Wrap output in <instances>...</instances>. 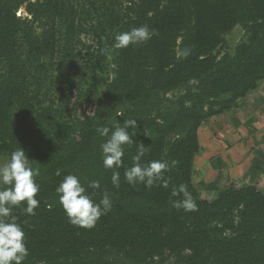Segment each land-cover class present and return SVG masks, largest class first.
Instances as JSON below:
<instances>
[{"label":"trees","instance_id":"1","mask_svg":"<svg viewBox=\"0 0 264 264\" xmlns=\"http://www.w3.org/2000/svg\"><path fill=\"white\" fill-rule=\"evenodd\" d=\"M83 2L85 14L74 0H0V157L21 147L40 169L36 215L13 209L29 252L22 264H264V194L255 186L230 185L208 201L193 183L201 124L236 107L264 80V0ZM21 8L29 19L16 16ZM143 25L155 30L151 39L114 47L117 34ZM235 27L246 39L229 54L223 51L225 36ZM83 32L95 40L84 63L96 109L58 120L51 105L41 104L32 80L57 57L63 58L60 68L67 55L70 61L80 57L70 43ZM185 50L187 57L178 56ZM109 59L110 80L102 76ZM74 89L86 97L79 84ZM180 89L184 94L171 114L151 117L163 96ZM127 119L137 120V128L128 129L136 143L124 146L116 188L100 150L108 137L96 128L112 129ZM139 143L146 148L142 163L178 161L164 173L168 187L162 181L151 188L126 182L124 171ZM70 173L94 201L105 191L111 197V211L91 229L69 223L59 202L56 188ZM90 181H99L100 188L88 187ZM181 184L192 194L195 211L172 206L182 199L171 196Z\"/></svg>","mask_w":264,"mask_h":264},{"label":"clouds","instance_id":"2","mask_svg":"<svg viewBox=\"0 0 264 264\" xmlns=\"http://www.w3.org/2000/svg\"><path fill=\"white\" fill-rule=\"evenodd\" d=\"M155 30H149L147 25L132 28L121 32L114 37L116 49L128 47L130 44H140L151 39ZM187 57L188 50L179 53L178 56ZM137 128L136 119H127L123 125L117 123L112 129L109 127H97L96 132L101 137L108 139L100 144L103 157V167L112 170V184L119 188L120 173L118 169L123 166L125 145L134 142L133 135L128 129ZM111 135L109 136V133ZM146 148L143 143L138 144L136 155L132 157V166L124 171V178L129 185L144 184L151 188L157 181H162L163 187H168V181L164 180V173L175 167L178 161L173 160L171 164L164 160H152L142 163ZM59 175V173H57ZM40 175V169L33 167L30 159L23 148L13 150L9 157L0 163V264H22L29 255L25 243V232L13 215V209L20 207L26 215H36L39 200L36 198L40 191V185L35 178ZM88 187L99 189V181H90ZM59 202L62 205L69 223L74 226L91 229L103 215L112 208L111 197L107 191L102 195L99 202L87 193V189L75 174L66 175L56 188ZM172 197L182 199L172 200V206L183 209L185 212L196 210V203L192 194L184 184L174 187Z\"/></svg>","mask_w":264,"mask_h":264},{"label":"crops","instance_id":"3","mask_svg":"<svg viewBox=\"0 0 264 264\" xmlns=\"http://www.w3.org/2000/svg\"><path fill=\"white\" fill-rule=\"evenodd\" d=\"M198 139L193 174L205 170L197 178L204 189L217 196L230 185L255 186L264 194V80L236 107L205 120Z\"/></svg>","mask_w":264,"mask_h":264},{"label":"rangeland","instance_id":"4","mask_svg":"<svg viewBox=\"0 0 264 264\" xmlns=\"http://www.w3.org/2000/svg\"><path fill=\"white\" fill-rule=\"evenodd\" d=\"M74 5L77 7L78 12L85 14L84 10H86V7L83 0H74ZM16 16L21 18H30L27 16L23 8L18 10ZM90 24L92 23L87 22L85 23V26L87 27ZM38 32H40L39 29H37V33ZM225 39L227 46L223 51H228L229 54H233L235 46L241 41H244L246 37L244 31L240 27H235L228 35L225 36ZM94 42L95 40L92 34L86 32L80 33L75 39L72 40V43H70V47L74 50L73 54H78L80 57H74L73 61H70L72 56L70 54L67 55L65 57V68H60L63 58L59 54L60 57L55 58L51 62L52 68H47V70L36 75V79L32 80V82L36 81V83L32 86V89H35L38 93L41 104L43 106L51 105L53 114L58 120L72 121L77 118H82L83 114L92 115L95 112L96 104L89 98V95H91L89 86L92 84V82L89 78L88 70L85 68L84 63V57L87 56V48L90 47V52H92L95 48ZM64 43L65 41H62L61 45ZM112 72L113 68L112 65H110L109 59L108 67L102 76L110 80L113 77ZM75 84H79L80 88L86 92V97H78L77 91L74 89L77 86ZM98 91L101 92L102 87H100ZM193 91H196V89L194 88ZM183 94L184 89H180L171 94L168 93L167 95L163 96V100L159 105H156L151 117H156V112H159V114H162L163 116L171 114V112L176 109L178 99ZM51 101H53L52 104ZM77 101L78 105L76 108H74L73 104ZM118 114L119 113L115 115ZM103 117L111 120L114 115L112 113H104ZM6 159V157H0V163L4 162ZM204 171L205 170L201 169L199 172H196V175L193 174V183L196 189L199 191V197L201 199L211 201L216 198V195L214 193L211 194L210 191L204 189L199 182V179H197L201 177V174ZM166 264H173V261L170 259L166 262Z\"/></svg>","mask_w":264,"mask_h":264}]
</instances>
